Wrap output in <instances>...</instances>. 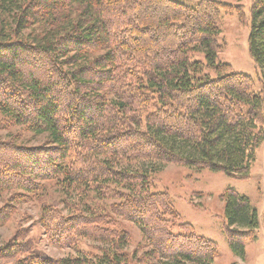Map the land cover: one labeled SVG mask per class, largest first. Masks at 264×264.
Segmentation results:
<instances>
[{
    "label": "trees",
    "instance_id": "16d2710c",
    "mask_svg": "<svg viewBox=\"0 0 264 264\" xmlns=\"http://www.w3.org/2000/svg\"><path fill=\"white\" fill-rule=\"evenodd\" d=\"M249 9L248 54L264 82V0ZM219 19L209 0L192 8L173 0H0V115L48 137L38 147L0 141V193L15 192L0 207V227L16 204L53 184L69 214L58 203L41 208L48 243L102 245L93 258L54 260L14 235L0 245V264H215L217 245L178 222L169 194L151 191L160 168L131 165L249 177L264 144V87L254 92L250 78L218 62ZM220 199L228 246L242 257L257 214L236 191ZM120 220L139 229L142 257V246L125 252L131 241Z\"/></svg>",
    "mask_w": 264,
    "mask_h": 264
},
{
    "label": "rangeland",
    "instance_id": "374dc122",
    "mask_svg": "<svg viewBox=\"0 0 264 264\" xmlns=\"http://www.w3.org/2000/svg\"><path fill=\"white\" fill-rule=\"evenodd\" d=\"M189 8L197 6L203 0H173ZM216 2L220 10L218 45L221 46L217 58L218 62L228 66L227 73L243 74L254 83V92H260L264 87L259 69L249 57V8L254 0H209ZM237 8V9H236ZM197 61L205 64L202 52L195 54ZM203 75L214 80L218 74L204 70ZM0 141H11L16 145L26 147L43 146L48 143L46 135H34L22 126H13L8 119L0 115ZM160 168L151 174L153 192L169 194L178 222L193 227V232L200 238H205L217 245L218 254L214 258L215 264H264V144L255 150L254 158L247 179L228 177L224 173L209 171L208 169H193L179 164H163L152 161L139 160L131 168H150V165ZM45 190L33 195L28 201L15 205V210L8 223L0 227V245L8 242L14 235L30 240L37 250L54 260L60 258H74L87 255L93 258L100 252L102 246L82 238L77 240V247L55 248L48 243L40 227L38 218L41 208L45 205L58 203L57 209L64 215L69 214L66 199L52 184H45ZM233 190L250 201V206L257 214L258 227L254 236L245 243V252L237 257L228 246L224 234V202L220 197L227 191ZM15 192L0 193V207L9 203ZM120 228L126 230L130 236V245L125 252L132 255L137 251V257H142L148 248L141 237L139 229L131 222L120 220ZM177 230H175L176 232Z\"/></svg>",
    "mask_w": 264,
    "mask_h": 264
}]
</instances>
